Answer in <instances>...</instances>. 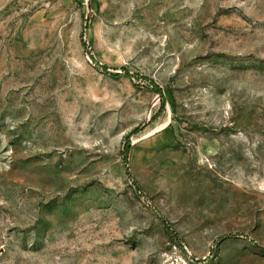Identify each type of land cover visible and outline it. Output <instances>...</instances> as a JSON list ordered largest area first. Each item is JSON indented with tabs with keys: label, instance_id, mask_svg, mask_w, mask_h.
<instances>
[{
	"label": "rangeland",
	"instance_id": "obj_1",
	"mask_svg": "<svg viewBox=\"0 0 264 264\" xmlns=\"http://www.w3.org/2000/svg\"><path fill=\"white\" fill-rule=\"evenodd\" d=\"M0 264H264V0H0Z\"/></svg>",
	"mask_w": 264,
	"mask_h": 264
},
{
	"label": "trees",
	"instance_id": "obj_2",
	"mask_svg": "<svg viewBox=\"0 0 264 264\" xmlns=\"http://www.w3.org/2000/svg\"><path fill=\"white\" fill-rule=\"evenodd\" d=\"M83 44H84V43H83ZM100 68L106 69V67L103 66V65L100 66ZM153 86H154V85H153ZM153 89H154L157 93H161V90H160L157 86H154ZM125 151H126V153H127V151H128V146L126 147ZM125 156H126V155H125Z\"/></svg>",
	"mask_w": 264,
	"mask_h": 264
}]
</instances>
